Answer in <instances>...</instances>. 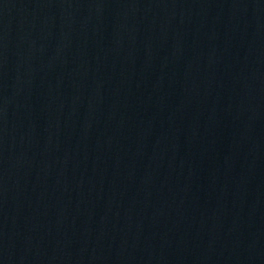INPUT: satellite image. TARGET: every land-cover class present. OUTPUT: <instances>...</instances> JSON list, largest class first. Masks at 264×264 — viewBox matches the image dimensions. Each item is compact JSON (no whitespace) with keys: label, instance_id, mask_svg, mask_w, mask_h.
Listing matches in <instances>:
<instances>
[{"label":"water","instance_id":"obj_1","mask_svg":"<svg viewBox=\"0 0 264 264\" xmlns=\"http://www.w3.org/2000/svg\"><path fill=\"white\" fill-rule=\"evenodd\" d=\"M0 264H264V0H0Z\"/></svg>","mask_w":264,"mask_h":264}]
</instances>
